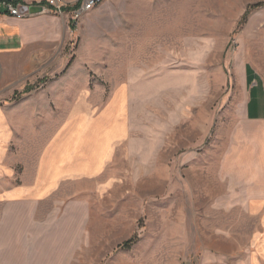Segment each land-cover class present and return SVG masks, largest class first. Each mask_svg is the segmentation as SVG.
Instances as JSON below:
<instances>
[{
	"label": "rangeland",
	"instance_id": "obj_1",
	"mask_svg": "<svg viewBox=\"0 0 264 264\" xmlns=\"http://www.w3.org/2000/svg\"><path fill=\"white\" fill-rule=\"evenodd\" d=\"M33 17L59 18L63 32L51 52L19 60L50 72L79 60L87 95H109L128 75L166 84L149 109L161 152L150 165L119 163L112 194L85 193L81 211L46 204L31 219L29 209L6 206L0 264H264V219L248 205L252 175L240 177L226 156L225 123L240 71L264 62V0H102L77 24L68 12ZM42 29L5 28L0 47L34 49ZM49 77L14 83L2 99Z\"/></svg>",
	"mask_w": 264,
	"mask_h": 264
},
{
	"label": "crops",
	"instance_id": "obj_2",
	"mask_svg": "<svg viewBox=\"0 0 264 264\" xmlns=\"http://www.w3.org/2000/svg\"><path fill=\"white\" fill-rule=\"evenodd\" d=\"M18 23L43 29L37 33L40 42L34 49L0 47L2 226H6V206L29 209L31 219L46 204L67 202L65 211L75 213L81 211L77 205L85 193L112 194L119 163L137 158L140 164L150 165L161 149L151 143L149 109L160 95H167L165 83L150 85L131 75L114 84L109 95H87L86 73L79 60L61 59L59 72L19 60L51 52L63 32L61 19L32 16L19 20L0 13V37L5 28ZM251 62L240 71L238 94L230 95L236 106L229 108L225 122L231 124L226 156L240 177L252 175L249 209L254 205L257 217L264 219V62ZM41 76L50 77L20 99H7L13 95L14 83L24 89Z\"/></svg>",
	"mask_w": 264,
	"mask_h": 264
},
{
	"label": "built area",
	"instance_id": "obj_3",
	"mask_svg": "<svg viewBox=\"0 0 264 264\" xmlns=\"http://www.w3.org/2000/svg\"><path fill=\"white\" fill-rule=\"evenodd\" d=\"M102 0H0V13L15 19H27L33 16L31 8L40 7L42 13L63 15L68 12L71 21L77 24L81 16V9H87L88 3L101 4Z\"/></svg>",
	"mask_w": 264,
	"mask_h": 264
},
{
	"label": "bare ground",
	"instance_id": "obj_4",
	"mask_svg": "<svg viewBox=\"0 0 264 264\" xmlns=\"http://www.w3.org/2000/svg\"><path fill=\"white\" fill-rule=\"evenodd\" d=\"M97 6V3H88L87 9H81V15L92 11Z\"/></svg>",
	"mask_w": 264,
	"mask_h": 264
},
{
	"label": "water",
	"instance_id": "obj_5",
	"mask_svg": "<svg viewBox=\"0 0 264 264\" xmlns=\"http://www.w3.org/2000/svg\"><path fill=\"white\" fill-rule=\"evenodd\" d=\"M40 13H42V9L40 8V7H36V8H31L30 9V14H40Z\"/></svg>",
	"mask_w": 264,
	"mask_h": 264
},
{
	"label": "trees",
	"instance_id": "obj_6",
	"mask_svg": "<svg viewBox=\"0 0 264 264\" xmlns=\"http://www.w3.org/2000/svg\"><path fill=\"white\" fill-rule=\"evenodd\" d=\"M245 15H247V13ZM25 91H27V90H25Z\"/></svg>",
	"mask_w": 264,
	"mask_h": 264
}]
</instances>
